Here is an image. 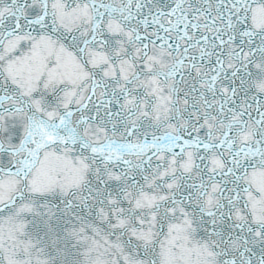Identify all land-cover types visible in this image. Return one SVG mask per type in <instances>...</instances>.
I'll return each instance as SVG.
<instances>
[{"label": "water", "instance_id": "95a60500", "mask_svg": "<svg viewBox=\"0 0 264 264\" xmlns=\"http://www.w3.org/2000/svg\"><path fill=\"white\" fill-rule=\"evenodd\" d=\"M0 264H264V0H0Z\"/></svg>", "mask_w": 264, "mask_h": 264}]
</instances>
